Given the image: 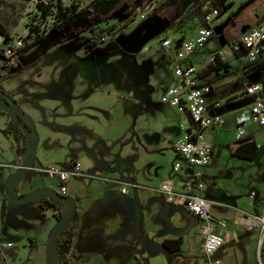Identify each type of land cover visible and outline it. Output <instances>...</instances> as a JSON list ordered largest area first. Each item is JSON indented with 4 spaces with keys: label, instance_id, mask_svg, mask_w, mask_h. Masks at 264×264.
<instances>
[{
    "label": "crops",
    "instance_id": "obj_1",
    "mask_svg": "<svg viewBox=\"0 0 264 264\" xmlns=\"http://www.w3.org/2000/svg\"><path fill=\"white\" fill-rule=\"evenodd\" d=\"M229 2V8L220 10L213 23L214 35L203 47L188 53L183 61L185 65L197 66V85L211 87L208 93L209 113L220 114L224 120L221 127L205 130L213 150L212 161L205 167L182 161L183 168L180 171L174 169L175 163L181 160L175 142L184 133L182 125L191 122L178 108L161 101L162 95L177 83L173 74L174 54L165 53L156 81L148 79L150 67L139 58L133 69L134 80L130 79L132 67H119L118 71L105 77L114 79L116 87L104 88L100 94L93 91L86 79L81 78L80 73L84 71L79 66L75 72L77 80L74 78L58 85L55 82L46 85L48 93L40 97L42 102H31V98L26 97L28 105L34 110L45 113L47 107L54 106L55 110H59L66 106L74 114L71 130H68L67 124H59L61 128L55 130L57 135L64 134L67 141L74 140L78 145L77 157L66 167L79 162L86 173L100 174L99 178L73 176L89 178L90 182L87 189H77L78 196L74 197L76 213L66 227H71L73 231L70 264H207V258L201 251L204 240L202 222L184 206L169 202L166 194L157 190L164 180L172 181L176 189L182 188L181 181L188 180L193 185L202 181L205 184L204 194L214 203L213 214L228 222V240L217 252L223 264H264V235L258 226L246 222L261 213L264 192L251 198V194L243 191V185L253 181L247 175L245 162L259 156L264 145V126L251 123L244 135L252 136L256 143L257 152L253 159L230 149V145L239 140L236 137L238 115L248 111L255 100L246 89L264 79V70L258 67L259 63L247 62L233 44L242 33L264 21V0ZM168 33L163 39L171 37L176 47L193 35H180L174 28H169ZM4 43L5 37L0 34V46ZM214 55H218L215 62L211 61ZM84 73L88 74L87 70ZM7 91L15 92V99L23 108L19 92L16 89ZM51 99L54 100L52 104ZM215 102H220V106H215ZM25 111L32 116L30 110ZM1 121L5 130L15 138L14 152H10L8 161L0 162L3 185V178L17 169L19 150L25 148L27 151L31 136L15 122L13 115L0 108ZM3 151L0 150V153ZM8 151L11 149L8 148ZM35 160L30 170L40 172L38 168L44 166H36ZM53 165L63 167L58 163ZM30 170L17 183V195L45 187L38 175L26 178V174H31ZM198 172L202 173L201 176L197 175ZM56 180L60 185V181ZM115 180L131 183L127 186L128 193L123 194L124 184ZM72 193L67 188V195ZM1 194L0 241L13 243L9 247H0L3 258L12 264H15L14 257L21 261L20 264L44 263L45 258L48 260L47 251L44 258L39 239H48L58 220L54 211L52 214L42 213L52 207V199L17 203L34 202L29 209L33 219L22 234L17 228V224L23 221L20 213L10 217L6 197ZM42 204H45L44 208ZM15 237L20 241L29 240V246L23 244L22 248H16ZM169 239H181L180 249L168 250L165 241Z\"/></svg>",
    "mask_w": 264,
    "mask_h": 264
},
{
    "label": "rangeland",
    "instance_id": "obj_2",
    "mask_svg": "<svg viewBox=\"0 0 264 264\" xmlns=\"http://www.w3.org/2000/svg\"><path fill=\"white\" fill-rule=\"evenodd\" d=\"M41 1L54 2L56 0H0V22L7 28L12 38H24L25 45H27L31 40L26 39L30 25H39L45 32L51 29L55 16L54 14L48 17L42 15L38 6ZM90 1L92 0H63V5L76 4L82 8ZM148 4V0H123L120 6L110 14H104L103 19L108 17V20L102 18L79 20L62 31H53L20 57L15 67L10 64L3 67V57L0 53L1 85L6 91L16 89L19 92L18 97L23 102V108L32 112V117L36 122L39 135L36 166L49 167L58 163L66 167L68 163L75 160L78 145L74 140L67 141L64 134L57 135L55 133L56 129L61 128L60 125L67 124L68 130H71L70 124H74V114H71L66 106L59 110H55L54 106L47 107L45 113L42 110H34L28 105L26 97L31 98V102H42L40 97L48 93L45 89L46 85L51 82L58 85L63 81L76 78L75 72L79 70L77 68L79 66L80 68L82 66L83 71L87 70L88 73L81 72V78L86 79L93 91L100 94L104 88L116 87L114 79L105 77L118 71L119 67H123V69L127 66L132 67L130 79L134 80L133 69L139 58L150 67L148 79L156 81L166 53L161 42L164 37L169 35V28H174L180 35L191 36L201 26L202 20L199 18L203 13L202 8L200 9L201 6L197 5L191 8L186 15L179 18L177 12L180 4L177 0H169L158 12L148 8ZM210 6H212L211 3ZM106 33L114 35V39L102 42L101 38ZM91 40H98V44L91 50H87ZM115 59L118 60L115 61ZM78 79L80 78L78 77ZM119 81H122V77H119ZM50 101V104L54 103L53 99ZM14 147L15 138L5 130V125L1 121L0 150L4 151L0 153V162L9 160L10 152H14ZM8 148L11 151H8ZM245 163L247 175L253 181L248 185H243L244 193L262 195L264 192V145L256 159ZM0 171H2L1 167ZM13 172L11 171L5 179L3 178V185L0 176V192L3 197H6L5 204L9 209L8 215L12 217L14 213H20V218L23 221L21 224H17V228L24 234L33 219L29 209L32 207L31 203L34 202L10 203L7 195V183ZM30 172L31 174H26V178L30 179L33 174L38 175L45 186L60 192V185L56 179L46 173L36 172V170L31 169ZM89 182V178L71 177L65 181V185L70 192H73L70 196L76 197L79 193L77 189H87ZM53 208L48 207L42 213L52 214L53 211L58 213V210ZM23 217L26 218L23 219ZM13 239L17 244L16 248L19 249L23 244L28 246L30 244V241L26 239L23 241L17 237ZM39 240V248L45 258L48 239L41 237ZM14 258L15 264H20L21 261L17 257ZM6 259L0 253V264H6ZM8 263L12 264L9 260ZM41 264L51 263L45 258V262Z\"/></svg>",
    "mask_w": 264,
    "mask_h": 264
},
{
    "label": "built area",
    "instance_id": "obj_3",
    "mask_svg": "<svg viewBox=\"0 0 264 264\" xmlns=\"http://www.w3.org/2000/svg\"><path fill=\"white\" fill-rule=\"evenodd\" d=\"M160 0H153L148 4V8L154 9ZM207 8V7H206ZM220 11L217 8H210L205 15L206 25L200 27L191 37L184 40L179 47L174 45L173 39L167 37L162 39L161 45L169 54H174L176 62L173 68V74L177 83L170 87L161 97L164 104L178 108L183 114L190 118V124H183V135L175 142V148L180 157V161L175 163V171L183 168L182 161L190 165L205 167L212 161V145L206 139L205 130L211 127H221L224 120L222 115L209 113L208 93L210 86L197 85L198 68L194 64H184V59L188 53L203 47L211 38L215 31L213 23ZM145 18V17H144ZM112 34H106L102 40H111ZM25 46L24 38H11L0 46L1 53L5 61L10 65H15L20 58V51ZM236 51H241L244 59L249 63H254L264 59V21L255 28L242 33L239 39L233 44ZM219 53L218 55H221ZM218 55L211 57V61L218 60ZM246 92L255 97L253 104L248 111L240 113L237 117L236 137L241 139L247 132L249 124L254 123L264 126V83L258 82L249 85ZM215 106H220V102H215ZM18 167V166H17ZM38 171L48 174L51 178L60 181V193L67 194L65 181L73 176H91L99 178V173H86L79 162H74L70 168H64L60 165L38 168ZM201 172L197 175L201 176ZM108 180V179H106ZM123 183L122 193H128V185L131 183L124 180H115ZM181 189H176L175 184L170 180H164L160 183L157 190L167 196V200L177 205L184 206L192 215L197 217L201 223L203 233L202 253L207 258V264H223L217 257L218 250L228 240V222L226 219L218 218L213 214L214 203L206 198L205 184L202 181L193 185L190 181L179 182ZM251 198L255 194L250 195ZM60 213L67 210L68 202L66 199H53ZM264 203V201H263ZM248 225H256L261 229L264 235V207L259 215H253L246 220ZM2 231L0 229V237ZM12 242L0 241V247L12 246ZM6 264L8 260H6Z\"/></svg>",
    "mask_w": 264,
    "mask_h": 264
},
{
    "label": "trees",
    "instance_id": "obj_4",
    "mask_svg": "<svg viewBox=\"0 0 264 264\" xmlns=\"http://www.w3.org/2000/svg\"><path fill=\"white\" fill-rule=\"evenodd\" d=\"M123 0H92L86 6L79 7L76 4H72L71 6H64L63 0H56L45 2L41 1L38 3L39 8L41 9V13L44 17H48L54 14L55 19L54 23L49 31H42L39 25H30L29 33L26 39H31L30 42L25 45L20 51V57H22L30 48L35 46L38 42H40L47 34L55 31L59 32L65 29L67 26L85 19H94V18H104L105 13H111L113 10L118 8ZM153 0H148V2H152ZM213 1V3H212ZM169 0H160V2L155 6V11L158 12L159 9L167 4ZM180 6L178 8L177 16L180 18L191 8L195 6H201L202 8V15L200 16L202 22L201 26L206 25L205 22V15L210 8H217L219 11L227 10L230 6L229 0H177ZM210 3L212 6H210ZM205 6V7H204ZM207 7V8H206ZM199 9V10H200ZM103 20H108V17ZM0 34L5 37V40L8 41L12 37L8 32L7 28L0 22ZM100 38V36H99ZM98 38V39H99ZM98 44V40H91L88 44V48H93ZM254 63H259L258 67L264 70V59H260ZM264 83V79L262 81ZM0 88L3 92L8 93L1 85L0 81ZM9 95L13 96V93H8ZM19 121H23V118L18 116ZM27 128L30 130V126L24 122ZM9 130L13 133L14 130L11 126H9ZM20 131V128H18ZM230 149L234 152L239 151V153L248 158L253 159L257 152V146L252 136L243 137L239 139L236 143L230 145ZM25 148H21L19 150L20 155L17 159L18 166L22 162V154L25 153ZM50 206H54L52 203ZM42 208L45 207V204H42ZM61 213H56L57 219L61 218ZM73 219V218H72ZM72 240H73V231L72 228H65L60 236L57 238V252L58 257L60 259L61 264H70V252L72 248ZM181 245V239H169L165 241V246L171 252L179 250Z\"/></svg>",
    "mask_w": 264,
    "mask_h": 264
},
{
    "label": "water",
    "instance_id": "obj_5",
    "mask_svg": "<svg viewBox=\"0 0 264 264\" xmlns=\"http://www.w3.org/2000/svg\"><path fill=\"white\" fill-rule=\"evenodd\" d=\"M0 108L13 115L15 121H17L19 126L24 131H27L31 136V142L27 148V151L25 152V155L22 157L21 164L17 167L15 172L11 174L7 183V195L9 197L10 203L17 204L21 201L44 199V198L66 199V201L68 202L67 210L62 214L61 218L57 220L56 225L53 227L49 235L46 246L49 263L61 264L60 259L58 257V252L55 249V244L57 243V238L67 227L68 223L72 220V218L76 213V200L72 196H68V195L64 196L61 193L47 186L40 187L24 195H17L16 193L17 183L25 175V173L30 170L34 160L36 159L37 147L39 143V135L34 118L29 113H27L11 96L3 92L1 88H0ZM18 116L22 117L23 121H19ZM24 122H26L30 126V130L27 128ZM136 223L138 226L139 223L138 211L136 212Z\"/></svg>",
    "mask_w": 264,
    "mask_h": 264
},
{
    "label": "flooded vegetation",
    "instance_id": "obj_6",
    "mask_svg": "<svg viewBox=\"0 0 264 264\" xmlns=\"http://www.w3.org/2000/svg\"><path fill=\"white\" fill-rule=\"evenodd\" d=\"M107 34V33H106ZM105 34V35H106ZM105 35H103V37L105 36ZM102 37V38H103ZM102 38H101V41L102 42H104V41H106V40H102ZM114 39V38H113ZM0 53H1V50H0ZM1 55H2V57H3V60H4V63H3V67H5V66H7V65H9L6 61H5V58H4V56H3V54L1 53ZM20 59V58H19ZM19 61V60H18ZM17 61V62H18ZM17 65V63L15 64V65H12L13 67H15ZM3 87V86H2ZM6 91V90H5ZM6 92H8V91H6ZM8 93H13V96H11V95H9ZM8 93H6V94H8L9 96H11L16 102H17V100L15 99V92H13V91H9ZM18 103V102H17ZM60 193V192H59ZM63 195V194H62ZM65 195H67V194H65ZM64 195V196H65ZM52 204L54 205V206H52V207H55L57 210H58V208H57V206L55 205V203H54V201H53V199H52ZM58 212H59V210H58ZM60 213V212H59ZM61 214H63V213H61Z\"/></svg>",
    "mask_w": 264,
    "mask_h": 264
}]
</instances>
